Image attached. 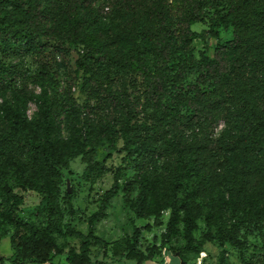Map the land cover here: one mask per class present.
Wrapping results in <instances>:
<instances>
[{
  "label": "trees",
  "instance_id": "trees-1",
  "mask_svg": "<svg viewBox=\"0 0 264 264\" xmlns=\"http://www.w3.org/2000/svg\"><path fill=\"white\" fill-rule=\"evenodd\" d=\"M209 8L217 14L209 28L194 30L207 22ZM221 25L233 28L232 37L211 47L209 39L219 36ZM196 39L204 41L200 74L184 98L178 93L172 101L187 107L182 113L162 99L172 86L184 87L191 67L176 57L192 55ZM51 42L59 50L69 45L79 53L76 79L89 99L81 141L63 135V116H76V100L68 94L66 100L53 102L49 84L54 77L44 59L55 46ZM34 54L40 56L33 79L39 93L26 81L22 64ZM116 69L142 78L146 101L155 108L150 121L139 123L145 105L126 84L111 82ZM0 98V157L45 203V223L24 219V195L0 175V221L15 228L10 235L13 256L0 254V264L54 259L60 252L55 238L56 217L62 213L60 184L64 176H74L70 160L85 155L84 175L97 179L104 174L97 150L107 142L109 154L116 155L122 139L125 150L135 156L136 171L125 189L126 203L138 218L155 217L156 225L162 224V211L170 209L164 236L171 241L182 232L185 245L177 252L183 262L186 254L204 251L213 231L222 242L243 246L242 226L264 223V0H0ZM92 99L99 111L107 112L102 126L91 117ZM30 101L38 110L34 119L27 111ZM221 120L226 130L216 137ZM120 172L100 210L89 217L88 234L71 221L64 225V234L82 241L80 253H69V264H105V257L92 259L91 247L94 242L107 244L96 234V223L118 192ZM75 195L74 189H66L64 203L72 214ZM202 217L208 231L197 240ZM139 237L135 226L132 243L116 258H135L138 264L151 260V251L137 252Z\"/></svg>",
  "mask_w": 264,
  "mask_h": 264
},
{
  "label": "rangeland",
  "instance_id": "rangeland-1",
  "mask_svg": "<svg viewBox=\"0 0 264 264\" xmlns=\"http://www.w3.org/2000/svg\"><path fill=\"white\" fill-rule=\"evenodd\" d=\"M217 14L214 8H209L207 11V22L198 23L194 26V30L203 32L209 28L208 23ZM219 36L209 39L211 47L218 42L229 40L233 34L232 27H225L224 25L218 28ZM207 33V32H205ZM55 46L45 55V62L49 61V69L53 82L49 84L52 92L53 102H62L67 99L70 94L76 100V116L65 118L63 116V135L65 138H76L81 141L84 138L83 125L87 117V112L84 106L89 102L87 92L81 90V80L77 72V59L79 57L78 51L69 45H64L63 49L59 50L57 44L51 42ZM192 55L188 53L177 54V62L185 63L191 67L190 71L185 75L183 81V88L179 86H172L170 94L162 99V103L170 104L176 107L178 111L186 113L187 107L182 103L177 104L172 101L178 93H182L183 98L189 88V84L196 83L200 74L197 66L201 58V50L204 48V41L196 39L192 44ZM213 49H211V54ZM39 57L38 55H28L22 59L24 70L26 71V81L29 86L36 92H40V87L34 83L33 79L39 71ZM20 61L15 58V62ZM111 82L113 85L126 84L129 92L140 98L142 106L146 112H142L138 116L139 123L141 121H150L153 117L155 108L153 102L146 101V86L141 77H138L129 72L118 71L116 69L111 73ZM176 101V100H175ZM96 99L90 101V106L94 107L91 117L94 119V124L102 126L105 123L107 112L105 109L99 111L96 108ZM28 114L31 118L37 117V107L35 102L30 101L27 106ZM164 118L163 115H160ZM226 130V124L221 120L215 129V136L222 137ZM124 140L122 139L118 144V152L116 155H110V148L107 142L97 150L96 160L100 162L104 174L97 179L88 178L84 175L87 167L86 156L81 154L73 157L70 160L69 170L74 173V176H64V182L60 184L59 201L61 205V216L56 217L55 238L58 242L60 252L48 264H69L67 257L71 251L81 252L82 241L75 236L66 235L64 225L71 221L72 226L82 231L85 234L89 232V217L100 210L104 202L105 193L113 187L115 174L120 169V180L118 183L117 194L108 201L105 209V216L96 223V234L107 241L105 247H102L99 242H94L91 247V257L95 261L97 258L103 260L105 257V264H138L135 258L118 259L119 253L125 250L128 242L132 243L135 226L140 228V237L137 252L149 254L153 253V258L144 262L143 264H264V223L243 225L240 230V240L244 245L222 242L213 231V237L205 242L204 251L199 254H186V262H183L178 255L177 250L185 245V239L180 231L174 236L171 241H168L164 234L167 230V225L170 217V209H164L161 214V225L154 224L155 217L138 218L128 206L125 200V189L131 181L135 179V162L134 157L124 148ZM3 147L0 146V153ZM21 161V164L28 162ZM100 169V168H99ZM0 175L3 178L2 182L9 181L10 186L25 197V202L21 206V216L38 224L45 223L44 201L40 193L34 189L26 187L24 180L20 178L18 172L9 161H3L0 157ZM84 175V176H83ZM68 182L71 188L75 190V197L73 205L75 213L72 214L70 209L64 203L66 189H68ZM138 188V184L136 185ZM137 190L132 195L135 196ZM2 197L0 195V203ZM1 209V206H0ZM225 218L228 220L230 214L225 212ZM208 227L204 217L198 220V228L195 231L197 240L204 238ZM15 232V228L8 226L0 221V234L2 237L0 254L6 258L13 256V248L11 245L10 235ZM118 254V255H116ZM105 255V256H103Z\"/></svg>",
  "mask_w": 264,
  "mask_h": 264
},
{
  "label": "water",
  "instance_id": "water-1",
  "mask_svg": "<svg viewBox=\"0 0 264 264\" xmlns=\"http://www.w3.org/2000/svg\"><path fill=\"white\" fill-rule=\"evenodd\" d=\"M68 186H69V182H68ZM68 189H69V192H71V188H70V186L68 187Z\"/></svg>",
  "mask_w": 264,
  "mask_h": 264
},
{
  "label": "built area",
  "instance_id": "built-area-1",
  "mask_svg": "<svg viewBox=\"0 0 264 264\" xmlns=\"http://www.w3.org/2000/svg\"><path fill=\"white\" fill-rule=\"evenodd\" d=\"M0 100H1V98H0Z\"/></svg>",
  "mask_w": 264,
  "mask_h": 264
},
{
  "label": "crops",
  "instance_id": "crops-1",
  "mask_svg": "<svg viewBox=\"0 0 264 264\" xmlns=\"http://www.w3.org/2000/svg\"><path fill=\"white\" fill-rule=\"evenodd\" d=\"M46 264H48V263H46Z\"/></svg>",
  "mask_w": 264,
  "mask_h": 264
}]
</instances>
